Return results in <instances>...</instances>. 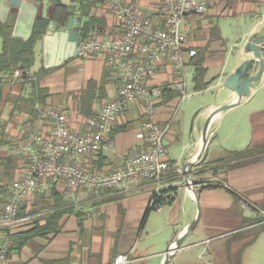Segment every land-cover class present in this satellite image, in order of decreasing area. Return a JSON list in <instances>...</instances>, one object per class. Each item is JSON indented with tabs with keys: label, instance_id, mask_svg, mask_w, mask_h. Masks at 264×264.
<instances>
[{
	"label": "crops",
	"instance_id": "crops-1",
	"mask_svg": "<svg viewBox=\"0 0 264 264\" xmlns=\"http://www.w3.org/2000/svg\"><path fill=\"white\" fill-rule=\"evenodd\" d=\"M158 1L159 0H138V6L147 14H152ZM243 1L245 0H237L233 4H228L227 7L225 5L227 1L222 0L219 5L212 7L205 15L207 19L205 16H192L189 17L185 23V31L190 48L206 49L204 66L207 73L205 80L210 82V85L202 91H196L194 89L195 69L189 63L191 58L185 54V59L189 65L188 80H191L192 87L196 93L217 89L218 99L206 104L200 111H198L196 116L197 124L195 123L192 128L189 140L184 141H182L183 128L181 126V121L180 119H177L173 113V107L179 102L182 95L181 91L177 88L172 89L156 106L154 111L155 119L159 122L170 123V128L164 140L167 148L166 158L172 164L177 165L178 168L184 169V164L194 161L200 151L203 133V130L200 129V123L202 124L206 122L211 113L217 107L231 103L237 99L236 94L224 86V81L228 75L233 73L242 64L243 61L253 57V54L245 49V44L254 33L261 30L264 23V0H254L257 2L255 6L248 9L243 7ZM225 8H229L231 12H234L236 9L238 14H244L245 18L250 17L251 22L249 29L242 31V34L232 45L231 51H235V57L229 66L227 64V53H229V51L227 44L221 35L220 29L219 40H212L210 33L211 27L214 26L212 18L221 17L220 13H222V10ZM13 11L18 12L16 8L10 7L8 0H0L1 23H6ZM92 14L97 17L105 18V33L119 32V28L115 24L113 18L105 11L103 4H99L93 8ZM81 21L82 20L80 19V24ZM262 33H264V30ZM39 46H41V67L33 76L34 79L39 78L40 87L48 90L49 97L47 98L46 106L56 107L65 111L69 118L70 127L75 131L85 132L87 129L88 118L80 111V99L88 88L90 80L96 82L92 93L96 97L99 96V86L104 79L106 67L104 55L98 54L91 57H83L78 54L60 66L52 69H45L43 39L37 43L35 51ZM42 68L47 70V72H42ZM171 70L172 68L168 63H165L157 74L155 80L156 83H175L176 78ZM107 80L108 83L105 86V93L107 96L102 100H95L93 102L92 111L94 114H98L102 105L116 96L120 87V81L114 73H111ZM30 86L31 85L28 84L27 87L23 89L21 96L25 99H28L31 95L32 86ZM260 87L252 89L250 96L245 98L241 105L234 106L215 116L212 123H215L216 120H219L220 123L218 124V129H213V134L210 136V141L203 159L198 164L190 166L192 180L196 182V188L199 191L202 210L207 211L210 214L213 209H223L230 215L233 221H236L235 228L215 236L223 238L224 241H226L227 236L232 232L239 230L242 225L244 218L241 219L240 214L232 211L235 205L239 206V202L231 192L224 188H214L215 190H219L220 194H223L221 192H225L223 196L220 195L219 198H214L209 192L215 190L201 189L202 185L199 182L211 179H223L224 183H227L229 188H231L237 195L242 194L247 196L256 206L263 203L264 160L236 168H230L229 165H222V167L217 169V173L215 174L213 168L208 165L210 162L227 156L229 151L238 150L228 149L223 155L209 157V150L215 144V139H218V143H224L226 140L230 139L231 136L234 137L237 135L236 133L233 134V132L238 131L240 126L239 120L233 122L227 121L226 126L228 127L232 125L233 132L224 134L225 131H223L224 135H219V130L224 128V120L227 114L233 110L242 108V105L245 104L254 93L258 92ZM5 90L6 92L9 91L8 88ZM19 91L12 90V93L16 95L19 94ZM24 104L25 101L21 102V104L16 107L13 102H9L6 99L0 109V186H3L9 179L15 180L19 176L22 161L21 157L16 152V147L21 142L25 141L23 134L26 127L23 128L24 124H30L35 131L40 133H47L49 131V122L41 116L40 111L37 115H34L31 113L30 108L25 107ZM36 108L38 107L36 106ZM38 110L40 109L38 108ZM255 112L256 110L248 113L249 118H251V129L254 128L256 114H258V116H264V110L257 113ZM140 115L141 108L137 106L126 111L120 117L119 124L129 125L128 130L118 132L111 138L112 148H103L94 158L84 157L83 160L86 165L104 171H111L122 166L124 158H129L144 150L146 146L137 138V134L140 131ZM178 143H181V148L179 149L178 147H175ZM11 155H16L18 160L15 168L7 174L5 164L1 159ZM184 179L181 178L177 171L167 172L162 180L161 189L173 186L177 188V193L184 191L194 198L193 192L186 184L184 186L180 185L183 183L182 181L185 182ZM54 183L55 182H51L47 190H50ZM154 189L155 184L130 185L106 190L99 194L90 193L79 202L71 200L70 202L76 205L77 211H83L86 214L83 219V226L79 225L78 218L75 214L65 216L61 223V231L56 236L51 239L41 237L33 238L22 247L21 250L11 251L4 264H115L116 258L120 255L129 256V261L126 264L136 261L144 262L147 257L144 256V254L135 257L134 252L131 250L132 248L123 245L122 238L128 232L129 214L127 207L129 206V202H131L130 200L135 198L130 194H138L144 190H150L151 193L148 194L150 202ZM80 196L82 195L79 193V197ZM105 197H113L115 199L108 202H100ZM1 198L2 191L0 189V199ZM32 198L33 195L29 196L25 201V206L27 207L26 214H22L14 219H4L2 216L3 208L1 207V244L3 242L9 243L6 238L7 232L10 234H17L26 231L33 226L31 224L32 221L39 218L42 219L41 217L45 215L46 212L44 211L38 212L35 215L27 214V212L33 207L34 201ZM132 205H136L134 201ZM251 213L252 216L250 218L257 215L255 210H252ZM259 213L260 215H264V211ZM41 221L44 223V220ZM107 226L114 230V234H107ZM188 226L189 224H186L180 230L177 237ZM248 240V238H244L240 241L235 240L230 248L228 243L226 244L223 241L220 248V250L223 251V255L216 258V261L211 259L208 260L207 264H230L228 258L229 253L232 252L235 254L242 244ZM256 241L244 250L242 264L246 250L252 248ZM201 243H203V241ZM197 244L198 243L186 247H180L174 254H172L170 259L178 258V256L184 254L186 250ZM165 254L166 252L160 256L162 261Z\"/></svg>",
	"mask_w": 264,
	"mask_h": 264
},
{
	"label": "built area",
	"instance_id": "built-area-1",
	"mask_svg": "<svg viewBox=\"0 0 264 264\" xmlns=\"http://www.w3.org/2000/svg\"><path fill=\"white\" fill-rule=\"evenodd\" d=\"M221 1L159 0L153 13L147 14L139 8L138 0H104L103 7L119 32L95 34L86 39L81 42L79 55H104L106 66L113 69L120 81L117 94L102 105L96 117L88 119L85 132L70 127L65 111L37 105L41 116L49 122V131L40 133L26 124L25 141L16 147L22 164L2 205L3 218L18 217L27 198L43 193L51 182L58 184L66 200L79 202L87 194L130 185L155 184L154 191L158 192L167 172L177 171L183 175L185 170L166 158L164 140L170 123L157 121L154 111L174 88L181 91V101L189 96V65L185 54L194 57L197 49L189 46L185 23L192 16L204 17ZM165 63L172 68L175 83H156L157 74ZM21 75V70L16 69L10 78L0 77V86L17 84ZM134 106L141 108L137 138L146 148L124 158L123 165L111 171L86 165L84 157L94 158L103 148H112V131L119 125L120 117ZM79 193L82 196L79 197ZM242 207L246 211L256 208L244 198ZM7 259L8 247L0 244V264ZM128 261L129 256L120 255L115 264Z\"/></svg>",
	"mask_w": 264,
	"mask_h": 264
},
{
	"label": "trees",
	"instance_id": "trees-1",
	"mask_svg": "<svg viewBox=\"0 0 264 264\" xmlns=\"http://www.w3.org/2000/svg\"><path fill=\"white\" fill-rule=\"evenodd\" d=\"M42 1L43 0L37 2L39 13L34 24L32 36L28 41L13 37V29L17 18L16 11L11 13L9 20L6 23L0 22V36L2 38V47L0 50V77L10 78L14 70L20 69L22 72L20 82L13 86L23 88L27 83L32 84L31 95L28 99H25L23 96L14 95L12 91H10L12 86H0V109L6 99L9 102H13L16 107L20 105L21 102L25 101V107H29L31 113L34 115L39 113L38 108H36L37 105L46 106V101L49 97L48 90L40 87V80L39 78L34 79V76L31 74V69L36 60V45L46 35L51 22H54L59 26H65L70 16H79L82 20L81 24L78 26L81 42L95 34L105 33V18L97 17L92 14L93 8L99 4L102 5L104 0H49L50 7L46 15L42 13ZM226 1L228 4H233L237 0ZM210 33L212 40L220 39V31L217 26L214 25L211 27ZM205 53V48L197 49V54L194 57H191L189 61L195 69L194 89L196 91L205 90L210 85V82L205 80L207 73L204 66ZM42 72H47V70L42 68ZM111 73H114L113 69L106 66L104 79L101 81L99 86L100 94L98 97L92 93L96 82L92 80L89 81L88 88L80 99V111L88 119L94 118L98 115L94 114L92 111V104L95 100H102L106 98L107 95L105 93V86L108 83L107 79L110 77ZM6 88H9L8 92H6ZM128 128L129 125L127 124L117 125L111 133V138L114 137L116 133L126 131ZM1 160L5 164V170L8 174L13 170V168H15L18 157L16 155H11L4 157ZM262 160H264V142H253L242 150L229 151L227 156L210 162L208 165L213 168V172L215 174L217 173V169L222 167V165H229L230 168H236ZM98 170L100 169L98 168ZM199 183L202 185L201 189L224 188L231 192L238 202L240 200V196L237 195L231 188L226 186L223 179H217L216 181L205 180L200 181ZM0 189L2 191L0 203L3 205L7 201L9 190L5 188L4 185H1ZM33 196V199H35L33 207L29 212H27V214L35 215L41 211L46 213L41 217L42 219L39 218L32 221L31 224L33 226L26 231L17 234H10L9 232L6 233V238L9 243L3 242L2 244L7 245L8 255L11 251L21 250L22 247L35 237L51 239L56 236L61 231V223L65 216L75 214L78 218L79 225L83 226V219L86 215L85 212L79 210L77 211L76 205L65 199L64 192L58 188V184L56 182L50 190H46L43 193H37ZM177 197V188L173 186L160 189L158 192L153 191L146 210L144 222L151 211L158 210V208H161L164 205H172L176 201ZM113 199L115 198L105 197L100 202H108ZM26 209L27 207L24 203L18 216L26 214ZM254 210L257 212V215L253 218H244L240 229L232 233L234 236L229 238V248L235 240L240 241L244 238L249 239L247 242L242 244L240 249L235 254H233L235 257H233L232 252L229 253L228 258L230 264H242L244 250L253 244L264 230V215H260L259 213L264 211V201L261 205L256 206ZM41 220H44V223H42Z\"/></svg>",
	"mask_w": 264,
	"mask_h": 264
},
{
	"label": "rangeland",
	"instance_id": "rangeland-1",
	"mask_svg": "<svg viewBox=\"0 0 264 264\" xmlns=\"http://www.w3.org/2000/svg\"><path fill=\"white\" fill-rule=\"evenodd\" d=\"M256 3L257 2L254 0H245L243 1V7L245 9L252 8ZM225 5L228 7L227 2ZM41 7L42 13L46 15L50 7V1L43 0L41 2ZM220 16L221 17H213L212 22L220 29L221 35L227 44L230 53H227V64L229 66L235 57V51H231L232 45L242 34V31L249 29L251 22L250 17L245 18V15L238 14L236 9L234 12H231L229 8H225L222 10V13H220ZM1 47L2 38L0 36V50ZM41 60V46H39L36 50V61L31 69L32 75H35L36 72L39 71ZM28 84L32 85L27 83L23 88L12 86L10 91L20 90L19 94L16 95L21 96L23 89H25ZM256 87H260L258 92L254 93L250 99L242 105V108L229 112L224 120V128L219 130V135L221 136L229 132L232 133V125L227 127V121L233 122L239 120L240 126L238 131L233 132V134L236 133L237 135L234 137L231 136V138L224 143H218V139H215V144L209 150V157L223 155L228 149H243L251 142H264V116H258V114H256L254 128L251 129V118H249L248 114L255 110V113L264 110V75L261 77L260 81L256 83ZM187 93L189 96L186 97L184 101L179 100V102L173 107L174 116L177 119H180L183 128L182 141L189 140L190 132L195 123L197 124L196 116L198 111H200L206 104L218 99L217 89L208 92H194L191 80H188ZM205 123L206 122L202 124L200 123L201 130L204 129ZM219 123V120L212 123L209 131L210 136L213 134V129H218ZM25 126L26 125L24 124L23 128ZM223 131H225L224 134ZM175 147H178V149L181 148V143L176 144ZM188 174H191V167L188 169ZM185 176L186 173H183L181 178L184 179ZM8 181L5 182L4 187L9 190L13 179H9ZM182 182L183 183L180 185L184 186L185 182ZM150 193V190H144L138 194H130L135 198L130 200L131 202H129V206L127 207L129 214L128 232L122 238V243L124 246H128V248H132L131 250L134 252L135 257L141 254H144V256L147 257L144 262L136 261L130 264H162L163 261L160 256L167 251L170 243L177 239L180 230L186 224L191 225L197 216L198 205L196 199L192 198L189 193L180 191L174 204L164 205L159 210L151 211L144 222L145 213L149 205L148 194ZM209 193L212 197L219 198L220 195L223 196L225 192H221L223 194H220L219 190H215L210 191ZM239 196V206L235 205L232 211L240 214L241 219L246 217L250 218L252 216L251 211L254 209L250 208V212L246 211L242 207L243 198L250 204L254 205V203H252L245 195L240 194ZM32 200L34 201L35 199L32 198ZM133 201L136 204L135 206L132 205ZM246 206L249 207V204H246ZM1 207L2 203H0V209ZM235 226L236 221H233L230 215L223 209H213L210 214L207 211L202 210L199 223L196 225L194 231L184 239L181 247H186L195 243L198 244L186 250V252L178 256V258L170 259L168 264H207V261L210 259L216 261V258L223 255V251L220 250V248L224 240L223 238L215 236L228 230H232ZM232 233L226 237L224 243L227 244L228 241H230L229 238L234 236ZM107 234H114V230L109 226H107ZM202 241L203 243H201ZM233 257L235 256L233 255ZM243 264H264V231L261 233L255 245L246 250Z\"/></svg>",
	"mask_w": 264,
	"mask_h": 264
},
{
	"label": "water",
	"instance_id": "water-1",
	"mask_svg": "<svg viewBox=\"0 0 264 264\" xmlns=\"http://www.w3.org/2000/svg\"><path fill=\"white\" fill-rule=\"evenodd\" d=\"M41 0H8L10 7L16 8L17 18L13 29V37L28 41L33 33L34 24L38 16L39 7L37 2ZM80 19L76 16H70L65 26L51 22L46 35L44 36V67L52 69L64 64L81 51V41L79 36ZM264 23L260 31L254 33L245 44V49L253 54V57L246 59L242 64L224 81V86L232 90L237 99L231 103L217 107L207 119L203 133L200 151L196 159L184 164L185 184L193 192L198 205V212L195 221L189 225L175 241L170 243L162 264H168L172 254H174L182 245L184 239L196 228L199 223L202 212V205L199 191L196 188V182L192 180L191 174H188L187 168L198 164L207 150L210 141V127L216 115L226 111L234 106L241 105L243 100L250 96L256 83L260 81L264 72ZM173 244L175 246L173 247Z\"/></svg>",
	"mask_w": 264,
	"mask_h": 264
},
{
	"label": "bare ground",
	"instance_id": "bare-ground-1",
	"mask_svg": "<svg viewBox=\"0 0 264 264\" xmlns=\"http://www.w3.org/2000/svg\"><path fill=\"white\" fill-rule=\"evenodd\" d=\"M175 246V244H173V247Z\"/></svg>",
	"mask_w": 264,
	"mask_h": 264
}]
</instances>
